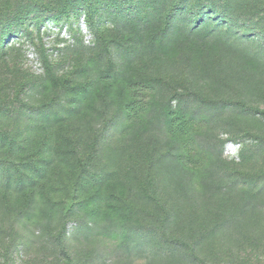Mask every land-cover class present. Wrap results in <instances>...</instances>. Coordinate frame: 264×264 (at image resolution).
<instances>
[{"label": "rangeland", "instance_id": "374dc122", "mask_svg": "<svg viewBox=\"0 0 264 264\" xmlns=\"http://www.w3.org/2000/svg\"><path fill=\"white\" fill-rule=\"evenodd\" d=\"M174 1L146 0L145 22L102 8L98 37L84 16L37 26L35 13L28 33L0 46V264H68L56 242L65 216L70 264H264V0ZM56 3L0 0L10 13ZM142 77L160 84L129 123L118 88ZM170 100L201 126L200 169L179 160L187 153L168 133ZM46 134L52 168L26 170L35 184L6 191L8 167L32 158Z\"/></svg>", "mask_w": 264, "mask_h": 264}, {"label": "trees", "instance_id": "16d2710c", "mask_svg": "<svg viewBox=\"0 0 264 264\" xmlns=\"http://www.w3.org/2000/svg\"><path fill=\"white\" fill-rule=\"evenodd\" d=\"M184 1L187 0H175L173 2L174 8H179L181 2ZM102 8L106 10L112 9L113 11L120 9L123 11L124 17L128 20H133L135 18H138L139 16H142L141 20L145 22L150 15L149 13H147L149 4L146 2V0H57L56 5L52 7L37 5L33 6L32 8L12 13H10V10L8 8L0 6V14L2 17V20H0V46L4 48L5 41L7 39L16 38L19 37L20 34L25 35L24 33H28L29 29L27 23L28 21H31V17L35 13H37L38 15L36 16V19H38L36 23L37 26L47 18L54 19L56 22L65 21L72 24V20L74 22H77L79 18L84 16L87 29L91 33L95 34V36H97V34L101 31L104 33V27H106L105 22H99L98 20V12ZM210 10L214 14L215 9L210 8ZM174 12L175 11H173L172 14ZM172 14H169L166 17L170 19V17H172ZM41 16L43 17L41 18ZM168 18H166V20ZM197 20L198 18L195 17L194 21L197 22ZM169 25L170 24H168L162 32V36L165 39L167 38V34L170 28ZM71 26H73V24ZM71 31L75 34L73 28ZM102 35L103 34H101L99 41L104 46V52L107 56L108 67L112 69V67L114 66V61L111 49L108 45V42L102 37ZM50 79L56 87L60 86L64 89L67 88V81L59 83L58 79L53 75L50 76ZM159 84V80L142 77L138 79H129L126 85L120 86L118 88V103L125 114L126 120L129 123H136L145 113H147L152 108L156 87ZM89 93L90 89L88 88H83L82 90H80L78 96L75 98V102L71 104V106L69 107V111L67 110L68 113L73 112L76 106L75 103ZM195 97H198L197 94L195 95ZM82 100H84V97L82 98ZM173 101L174 100H170L164 108V116L168 126V133L183 146V149L187 153L186 155H180V162L186 167L200 169V166L202 165H200L199 163L201 161V158H203V154H200L199 147L196 143V138L199 135L201 126L193 118L185 117L180 109L173 106ZM79 102L80 100L78 101V104ZM256 113L264 119V110H257ZM13 144L14 143L11 142L10 145ZM18 145L19 144H16L15 147L13 146L11 148L12 151H18ZM49 147L50 137L46 134L44 138L40 142H38L32 158H22L20 161L13 163L11 167H8L6 191L11 193L13 185H16L18 189L15 190L19 194L24 191L21 187L27 189L32 186L28 184V181H31L32 184H35V180L26 174V170L37 172L41 177H43L52 168L54 164L53 159H45L47 153L53 156V153L55 151H53V149H50ZM78 149L79 147H77V152ZM196 156H200V159H197ZM71 162L79 170V180L77 181V183L80 184L81 180L83 179V173L81 171L85 169L84 161L79 158V154H74ZM203 163H205L204 159ZM39 164L44 165V168H41ZM10 182L13 183V185H10ZM57 192L59 191L52 190V192H45L46 199L51 202L55 199L53 196L55 195L54 193ZM12 193H14V191H12ZM30 201H32V199ZM57 206L59 205H55L53 207L56 208ZM65 217L67 219V216ZM66 219H64L65 222L63 223L62 230L57 236L56 242L61 255L66 259L67 263L70 264L72 260L66 246V237L68 233V222L66 221Z\"/></svg>", "mask_w": 264, "mask_h": 264}]
</instances>
